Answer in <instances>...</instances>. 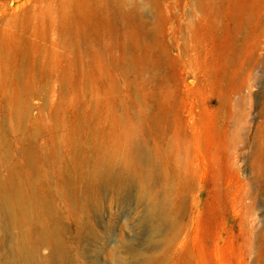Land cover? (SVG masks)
I'll return each instance as SVG.
<instances>
[{"label":"rangeland","instance_id":"obj_1","mask_svg":"<svg viewBox=\"0 0 264 264\" xmlns=\"http://www.w3.org/2000/svg\"><path fill=\"white\" fill-rule=\"evenodd\" d=\"M155 1L156 10L161 9L164 17L145 63L153 65L156 58L161 59L158 71L144 68V62L135 60L133 47L116 42L105 32L80 31L79 38L65 39L68 31L55 30L57 23H50L45 15H56L59 1L41 0L22 11L21 22L26 28L25 38L39 30L46 39L27 42L28 50H33V61L24 74V61L17 55L20 46L5 41L8 49L0 47V60L3 53L8 56L0 62V79L27 109L25 130L34 133L35 139L30 140L50 161L52 157L67 161L74 153L71 142L77 144L81 156L90 160V129L103 134L96 136L101 142L120 144L122 139L112 136L119 121H123L119 119L129 114L128 125L133 127L134 117L144 107L173 93L176 126L169 121L163 123L157 142L165 152L177 149L179 152L173 154H178V160L198 176L191 192L167 197L176 209V230L151 234L142 222L145 202L131 189L95 188L89 195L90 206L81 210L70 200V191L61 189L46 175L47 184L41 180L40 185L50 214L37 210L32 220L57 228L67 264H141V258L155 255L160 260L153 264H264V180L260 176V158L252 153L264 129V0H209L207 13L199 7L198 0ZM242 10H246V31L232 34L230 16ZM251 11H256L259 19H250ZM3 30L6 35L10 32L4 16L0 19V32ZM232 40L246 49V67L233 70L236 85L243 91L241 97L234 96V115L226 120L224 114H213L211 108L220 91L228 90L222 77L221 50ZM146 48L142 47V54ZM127 60H134L129 69L125 68ZM166 76L171 78L165 83ZM2 101L0 98V109ZM187 113L194 123V136L186 133L189 145L183 148L180 138ZM3 119L1 113L0 139L11 144L17 158L16 149L23 135ZM226 124L229 131L238 128L234 154L224 151L233 134L225 142ZM141 132V141L152 145L147 123ZM195 143L199 144L198 151ZM74 188L82 191L80 183ZM157 191L164 194V187ZM19 231L0 225V256L9 250ZM35 255L39 261L56 264L48 242L38 244Z\"/></svg>","mask_w":264,"mask_h":264},{"label":"bare ground","instance_id":"obj_2","mask_svg":"<svg viewBox=\"0 0 264 264\" xmlns=\"http://www.w3.org/2000/svg\"><path fill=\"white\" fill-rule=\"evenodd\" d=\"M58 1L60 7L56 15L55 13H46L45 15L48 16L50 23H57L55 30L61 31V29H64L68 31L65 39L73 41L79 38L78 34L80 31L105 32L116 42L124 44V46L133 47L135 60L141 61L142 64L144 62L146 66L144 68L149 67L152 71H158L162 68V61L158 58L154 60L155 62L153 61V65L145 63L146 57H148L149 53H152V48L155 47L159 34L157 33L159 32L158 28L163 23L164 17L161 9L156 10V6L158 5L155 0ZM37 2L40 3L41 0H0V19L4 16V19L7 21V31H10L8 35H6L7 33L4 30L0 32V47L4 51L8 49L5 41L7 44L8 42H12L20 46L17 55L24 61V65L22 66L23 73L21 74L26 73L33 61L30 59V54L33 50H28L27 42L36 43V41L46 39V36L42 35L43 33L41 34L39 30L28 38H25L23 34L26 28L21 22L22 11L27 6L34 5ZM198 2L199 7H203L204 13L210 12L208 8H205L209 7V0H198ZM7 4L10 7L6 8L5 5ZM248 17L250 19L255 17L259 19V14L256 11H251L248 13ZM230 19L233 26L229 27V31L232 34L246 31V10L239 11L238 14L230 16ZM145 45L147 48L145 49V53L142 54V47ZM138 51L141 52L138 53ZM34 53L36 55L37 51ZM7 56V53H3V60H0V62L6 60ZM221 59L223 65L222 77L226 81L228 90L220 91V97L211 108V111L213 114H224L226 120H230L234 115V96L241 97L243 91L240 86L236 85L237 75L233 70L236 69L237 71L239 67H246V49L242 48V45L238 46L232 40L228 45H223ZM127 61L125 68L129 69L133 66L134 60ZM173 74L172 72L170 73L171 77ZM165 78L166 83L170 78H167V76ZM16 81L18 82V80ZM0 98L3 99V107L0 109L4 115L3 120L7 125H11L12 129L19 131V134L23 135V138L20 139V145L16 149L17 158L13 156L11 144L0 139V225L11 227V229H20L17 238H14L10 242L11 246L9 250L0 256V264H49L48 261L45 263V261L37 260L35 255L36 246L44 242L50 243L51 258L55 259L56 264H67L63 254L62 239L57 228L49 226L45 222L37 224L32 220L34 211L39 210V213L42 211L45 215L50 214L49 208L46 207L48 204L46 200L47 196L43 192L42 184L40 185L42 181L46 183V176H50V178L56 181L61 189L69 190L71 194L70 200L75 202L81 210H86L90 206L89 195L95 188L131 189L137 193L140 201L145 202V212L142 222L148 226L151 234H156L164 229L176 230L178 225L175 217L176 209L173 207L172 201L167 197L172 196L174 193L186 194L191 192L194 189L196 179L198 180V176L193 172L191 167L184 164V161L181 163L178 160V154H173L175 151L179 152L177 149L173 150L170 148L168 152H165L162 150L160 143L157 142L156 135L160 132L159 130H161L163 123L169 121L174 127L176 126V110L172 104L174 100L173 93H168L160 101L154 100L153 104L144 107L143 111L134 117L135 125L133 127L128 125L130 122L129 114H126L124 119H119L124 122L116 120L119 121V125L117 126L118 128L113 130L112 136L115 140L118 138L122 139L120 144H116V142L112 144L101 142L99 140L101 138L97 139L96 136L103 134L97 132V130L90 129L91 137H93V142L90 146L93 157L90 160H86L80 155L82 153L78 149L77 144L71 142L70 147L74 153L67 161L63 157H52L53 160H48V157L42 152L43 150H39L34 141L30 140L34 138V133L30 134L27 132L28 130H25L24 123L28 116L27 109L25 110L21 107L18 96L11 90H8L7 85L1 79ZM138 102L140 103V101ZM187 114L182 125V139L180 138L182 145L185 146L183 148H187L189 145L186 133L190 137L194 136L192 130L194 123L189 113ZM240 115L242 116V111ZM116 121H114V124ZM146 123L149 125L152 145H147L140 139L142 135L141 131ZM232 129L233 131H229V127L226 124V128L224 129L225 142L230 133L233 132V134L229 138L230 143L228 142L224 145V151L234 154L236 153V143L234 142L238 138V128L233 127ZM208 130L206 131L207 133ZM196 143L194 144L195 150L198 151L199 144L197 145ZM252 148L254 150L252 153L258 155L260 158V176L264 180V129L260 131L259 137ZM76 183L81 184L82 191L80 193L77 191V188H74ZM160 186L164 187V194L157 191V188ZM84 225L87 229L92 230L88 223ZM148 242H151L150 239ZM159 260L160 256L155 255L153 258L143 257L139 262L141 264H153L157 261L159 262Z\"/></svg>","mask_w":264,"mask_h":264}]
</instances>
